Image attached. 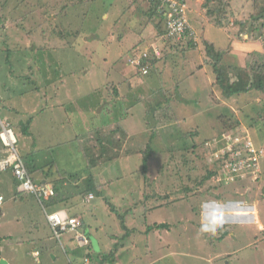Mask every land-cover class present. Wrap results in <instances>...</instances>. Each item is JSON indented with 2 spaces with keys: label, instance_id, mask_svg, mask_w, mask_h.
Wrapping results in <instances>:
<instances>
[{
  "label": "rangeland",
  "instance_id": "obj_1",
  "mask_svg": "<svg viewBox=\"0 0 264 264\" xmlns=\"http://www.w3.org/2000/svg\"><path fill=\"white\" fill-rule=\"evenodd\" d=\"M186 1L188 4L186 9H188L189 18L196 33L195 41L198 42L197 46L188 47L186 46V42H184L185 44H180L175 40H171L167 42L162 52L159 47H156L157 45L151 44L152 42L158 43V31L163 29V21L144 14L145 9L148 8L149 2L147 0L130 1L131 6L136 2L140 8L135 6L130 7L122 18L125 24L128 13L135 10V13H132L135 14L136 20L142 17L141 25L144 28L141 25L137 26V28L133 29L136 31L134 34L143 29L147 30L150 28V30L147 32V37L141 42V47H139L141 49L140 53L137 55H131V52L121 54L119 62L122 65H127L126 69L129 73L131 70L136 69L135 66H132L134 64L131 63V60L141 61V58L145 56L149 59L153 57L158 59L162 56L160 61L163 63V66L168 67V76L172 73L174 76L170 77L168 81L165 80L167 77H162V80H159L158 83L155 82L153 87L145 85V92L149 93L150 90L154 91L157 88L163 87L159 89L160 94H170L173 100H176L178 98L174 97L172 91L176 89L177 93L174 94L177 96L181 95V91L185 97L183 99L186 103L184 108H188L189 113L185 111L184 117L182 114L183 108H181L180 103H178V106L169 103L166 104L164 109L162 107L160 114L163 116L158 114V117L163 120H160L161 123L152 128L155 129L152 133L163 135V140L161 141L157 137L158 140H155L151 145L146 140L149 130L144 129L142 120H139L140 124L133 129L136 131L134 133V140L141 142V145L136 147V151L141 150L142 152L151 153L147 161L148 170L145 172L142 169V172H140L142 174V182L140 181L138 184H141L139 189L140 199L143 200L144 197L152 198L150 206L153 209H150V212L147 214L142 212L144 209H141L139 221L130 222V226L137 228L138 232L135 235L132 234V238H127L120 242L117 254L115 253L111 261H107L108 264H264V158L262 159L263 172L258 180L247 176L242 178V174L239 172L238 176L233 177L231 175L228 180L225 179L226 182H220L224 171L222 162L218 160L220 153L234 148V140L241 144L252 143L254 148L257 146L264 151V93L252 90L248 96L242 94L238 98L225 101L222 98L221 91H217L219 90L217 71L212 65L213 60L207 57L205 44V39H211L226 50L224 51L225 55L221 67H224L222 70L226 75H229L231 82H243L244 85L249 87L247 83L249 80L254 79V77V82L259 77L264 79V23L263 21L258 22V24L251 22L254 16L262 12L263 6L261 1L257 3L256 0H230V5L234 10L231 15H228L229 26L231 27V33L228 32V34L231 35L230 37L233 36L234 42L242 45L238 46V50L234 48V45L232 46V50H229V41H227L225 35L217 32L213 38L212 33L208 32V29L206 30L207 21L209 22L210 19L207 17V13L205 14L201 11L202 9L200 10V6L203 9L205 7L208 8L206 5L207 0ZM221 1L217 0L215 3L217 4ZM2 2L7 5L14 3L12 6L14 11L9 13V19L5 21L7 29L4 30V22L0 28L1 92L5 93L6 90L20 91L23 88L21 77L34 73L37 74L39 71L43 73L45 68H41L40 65L43 61L47 62L50 55L52 59L58 60L59 63L63 62L62 65H59L63 71H74V76L80 78L78 83L80 91L87 92L91 87L92 83H88L90 76H85L89 69H91V78L95 81V86L102 87L101 66L98 68L96 65H89V61L100 59L107 50L102 43L104 40L101 39L102 37L97 32L98 27H101V34L105 33L104 35L108 34V36H112L113 34L114 38L120 36V33L117 34L116 31L119 28L118 21L114 20L112 16V12H117L119 7L114 9L108 8L105 7V4L103 5V3L97 1L93 5L94 11H91L85 20L84 16L88 15L90 9L89 2L91 0H10L7 2L2 0ZM62 8H66V11L63 12ZM28 9L35 11L28 13ZM107 9L109 15L105 13ZM15 10H18V14L16 15H14ZM41 10L49 20L47 24H45L46 18L42 15ZM102 11L107 15L104 14V22L98 19ZM66 12L68 13L66 14ZM43 17L44 19H42ZM18 18L19 22H17ZM22 18L25 22L22 21ZM44 20L45 23H43ZM237 21H243V23L248 24L246 28H241ZM49 22L50 28L39 30V27H45L44 25H48ZM253 31L258 32L255 34L249 33ZM245 32L249 33V35L245 34ZM54 38L59 40V45L54 44L56 43ZM127 40L125 44L122 43L121 45H130L134 42L135 36L131 35ZM197 47L201 49L199 51L189 50ZM8 50L12 51L9 52V57H7ZM184 51H186V68H194L191 71L187 70L186 75L188 76V72L189 74H196V66V68H206L205 71L208 72L211 78L210 80L208 77L212 84L211 88L210 83L203 81L201 75L204 74L199 73L200 81L203 82L199 84V91L191 94L188 80L184 85L179 87L181 90L178 89L180 85V79L177 77L179 76L178 68L184 64L182 62V59L185 58L183 57ZM169 52L171 53L169 54ZM80 56H84L85 59ZM198 56L200 57V61L197 58ZM201 57L205 65L202 64ZM59 58L62 59L59 60ZM50 68H52L51 71L61 74L59 70L54 69L55 66ZM225 68L228 70L227 72H225ZM118 69L121 68L119 66L117 69L115 68L113 74L117 73ZM51 71L48 67V72L52 73ZM111 81L118 87L119 95L121 97L127 96L126 99H128V95L131 92L129 93V81L126 76L124 74L123 76H114L111 78ZM137 96H140V93ZM173 110H175V114ZM77 112L81 114L84 111L79 109ZM137 113V111H133L126 120V124ZM199 113L201 114L198 115ZM188 116L193 119L194 123H187L186 117ZM147 117L151 126L153 116L149 113ZM176 117L181 118V123L186 122V126L183 124L175 126L171 138L167 141L165 139L167 130L157 131V129L161 125L167 127L168 123L166 122L170 123ZM99 118L101 117L97 119L96 116L95 118L92 117L88 122L90 123L94 120L96 122L90 123L87 127H79L84 129L79 134L81 135L79 140L82 151L73 136L71 138L65 134L55 136V143L57 144L50 149V147L47 148L44 145L50 136L46 133L42 136L39 134L40 143L36 141L37 146L31 148L32 155L28 156L29 160L37 158V156L42 157L44 165H46L43 168H47L52 173H55L56 170L64 171L62 175L68 177H65V180L68 182H74L70 179L72 177H77L76 180H78L80 176H84L88 172L90 174L93 171L99 172L98 180L100 182L104 173L103 178H107L108 180L114 179L113 176H115L116 170L112 165L113 163H117L114 158H117V155H120L121 151H123L122 147L118 146L117 148L116 145L120 141V133L118 128L109 129L106 132L103 131L99 126ZM156 121L158 123V120ZM174 123L175 121H173L172 125ZM181 127L185 129L183 135L179 129ZM66 129H68L66 126L58 128L57 133L59 131L64 133ZM103 129L106 130V127ZM32 131L38 135L37 126ZM237 131L244 133L242 137L237 134ZM186 134H189L190 137L188 135L186 138ZM192 136H194V140L200 147L194 154L195 162L191 164L187 163L185 169L182 162L176 163L173 161V159H176L174 154L177 156V151H182V148H184ZM224 139H226V142L223 141ZM29 143L30 140L22 143V145ZM229 144L230 146H228ZM167 146L169 152L166 150V154H164V148ZM126 148L129 149L130 147L126 146ZM244 152L247 151L245 150ZM21 155H24L22 148ZM186 156L189 158V155L186 154ZM100 157L101 160H99ZM191 158L192 154L189 159ZM42 159L37 158L38 165H41L39 164V160ZM144 160L143 155L141 160L137 162L126 163V167H128V170L129 166L131 167L130 170L140 168ZM196 164L198 166L201 165L195 170L197 173L193 171ZM215 165L216 168H214ZM211 167L214 168L213 170H217L216 177L214 176L211 180H206L201 188H186L189 185L186 174H190L191 176L197 174L203 178V174L206 176ZM125 174L127 175V173ZM179 174L184 176L183 180H181ZM128 181H131V179ZM110 189V185H105L99 191L107 194ZM116 189L118 191L116 194H118L119 198H121V194L128 197V194L133 193L132 183H124L117 186L115 191ZM187 189H190V191H186ZM197 190L199 191L196 192ZM19 195L22 194L19 193ZM95 195L97 198L92 202V205L101 203L102 207H105L100 196L97 193ZM158 197L163 198L164 200L160 201L164 202L157 201L158 199L156 200V198ZM54 199L56 197L45 199V202ZM128 200H130L129 197ZM110 204L118 206L121 203L114 197ZM175 206L176 208H174ZM119 210L122 213H126L125 209ZM108 211L100 209L98 214L99 220L102 222V232L104 235L107 232L104 227L106 224L108 232L112 233V231H115L113 222L105 216ZM16 214L17 212H14V216ZM23 214L25 215L26 211ZM14 216L8 214L4 218L0 217V245L5 243L4 240L7 234L16 229L23 227L30 228L31 226L30 220L27 219L28 216H24L21 224L15 222L17 219ZM144 217L148 218V222H144ZM79 219L82 221L81 218ZM133 220L135 219L133 218ZM162 223L169 224L170 229H153V233L151 232L148 236V239L151 240H146L147 238L145 239V236H143L146 228ZM205 224L210 226L216 225L215 230L202 231V225ZM70 233H75L76 241L77 236H84L83 233ZM26 235L28 234H24V236ZM62 236L63 234L60 235V239H62ZM118 236L119 238L122 237L123 233L119 232ZM221 236L224 237L222 241L218 240ZM24 245L28 244L24 243ZM84 245L82 244L81 246ZM35 246L36 248H48L45 242H36ZM94 248L97 250L96 245H94ZM24 249L23 247L17 248L19 258L23 262L21 254ZM73 250L79 255L87 252L86 247H79L77 243L74 245ZM86 257L87 254L83 255V257L81 256L78 264H92V260L86 259ZM31 259H29V262ZM70 260L71 263L68 264H73V260L71 258ZM54 261L51 257V259H46L44 264H53ZM94 261L93 264H101L100 260ZM65 262L66 257L59 255V260L56 264H63ZM32 263L39 264L41 262L32 261Z\"/></svg>",
  "mask_w": 264,
  "mask_h": 264
},
{
  "label": "crops",
  "instance_id": "obj_2",
  "mask_svg": "<svg viewBox=\"0 0 264 264\" xmlns=\"http://www.w3.org/2000/svg\"><path fill=\"white\" fill-rule=\"evenodd\" d=\"M7 1L10 0H5V2ZM130 1L132 0H126L124 2L125 3L124 8L129 6L130 9V7L136 6L138 4L134 2L131 6ZM3 3L4 2L0 0V7H1L0 27L3 25L4 22L5 24L4 30H5L7 29L6 28L7 25L5 21L9 19L8 18L9 13L13 12L14 9L12 8L13 4L7 5L6 3L5 4ZM138 6L139 5H137L136 7ZM151 10L152 9H150V4L148 3V8L145 9L144 14H149ZM200 10L206 14L208 9L207 10L206 8L203 9L202 6H200ZM34 11L35 10L28 9L27 12L32 13ZM126 12L127 11L122 12L120 8L118 9L117 12H112L113 14L112 16L114 17V20L118 21L119 28L116 31L117 34L120 33V36L118 38H114L112 34V36H110L108 40L102 41V43L107 49L105 54L100 59L97 60L92 59L89 61V65H96L98 68L101 66L100 68L101 76H102L101 88H99V86H95L94 84L95 81L91 78V69H89L86 72L85 76L86 77L90 76V78L88 79V83L90 84L92 83L91 87L87 92L80 91L78 85L80 78L78 76H74L75 73L74 71L71 70L63 71L62 67H59V65H62L63 62L59 63L58 60L52 59L50 55L47 59L48 61L47 62L43 61V63L40 65L41 68H45L43 70V73L39 71L37 74L34 73V74H30L29 76L26 75L25 77H21L23 88L20 91L6 90L5 93L0 91V119L3 122H10L14 126L16 135L19 140L17 146L19 150V154L21 158L23 157L24 159H27V162L29 163L28 170L31 176L34 178L36 182H39L41 184L53 185L57 192L56 199L49 200L48 202H45V200H39L34 195L31 194L21 193L22 195H19L20 192L18 191L17 182L15 177L13 176L12 169L8 168L6 171L0 172V195H3L6 200L3 207L0 209V214H1L0 217L4 218L8 214H12L14 216V212H17V214L14 216L17 219L15 220L17 224L22 223V221L24 220L23 219L24 216H28L27 219L30 220L31 222L30 228L23 227L21 229H16L11 233L7 234V237L4 240L5 243L0 245V253H1L0 260L6 261L7 264H33L32 261H40L41 263L39 264H44V262H46V259L49 258L51 259V257L55 260L53 264H56L57 261L59 260V255L66 257V262L63 264L71 263L70 258L73 260V264H78L80 262L78 260H75L73 256L77 254L73 250L74 245L77 242L76 236L74 235L75 233L72 234L70 232H64L62 239H60L56 234V230L52 227V225H50L51 223H49L47 215L55 212L66 214L70 218H81L82 221L85 222L84 225L87 224L88 226H91L93 235L97 236L100 239L101 245H104L106 247L111 246L115 250V253L117 254V250L120 247L119 245L121 242V237L119 238L118 236L116 240L110 239L111 237L108 235V230H106L107 232L104 235V233L102 232V227H103L102 222L99 220L100 217L98 216V214L100 212V209H108L106 203L108 202V200L112 202L114 197L121 203L118 206L114 205V207H116L118 210L125 209L126 196L121 194V198H119L118 194H116V192L118 191H114L113 193H111V191L109 190L107 194H104L102 193V191L100 192L99 189L104 188L105 185L111 186L112 184H114V182L118 181L119 178H122L121 176H126L125 173L130 174L135 169L134 168L130 170L131 167L129 166V170H128V167H126V163H130L132 161L137 162L141 160L143 155L144 158L149 156V152H142L141 150L136 151L137 149L136 147L140 146L141 142L134 140V133L136 131H134L133 129L138 127V125L140 124V122H138L139 120H142L144 129L149 130L150 136L148 135V138H146V140L148 141V144L151 145V143H153L155 140H158L159 138L161 139V141L163 140L161 138L163 137V135L161 134L155 135L154 133H152V131L155 130L152 128L155 127L157 124L161 123L160 120H163L162 118L158 117V114L162 115L160 114V109L162 107L164 109L166 104L169 103H171V105L178 106V103H180L181 108H183L182 114L184 115V117L186 114L185 111L189 113L188 108H184V106H186V103L183 100L185 97L183 96L181 91H180L181 95L179 96L174 94V90L176 89L172 91L174 97L178 98L176 100H173V97L170 94H160L159 89L163 87L157 88L154 91L150 90L149 93L145 92L146 91L144 88L145 85H147V87L148 86L153 87L155 82L158 83L159 80H162L161 79L162 77L163 78L167 77L165 80L168 81L170 77L174 76L173 73L170 76H168L167 74L168 67L163 66V63L160 61L162 56L161 58L158 59L156 57L150 59L152 61V64L150 65V69L147 74H141L137 69H133L128 73L126 69L127 65H122V63L119 62V60L121 59L120 58L121 54L129 53L128 52L129 50L136 51L137 48L140 47L141 45L140 43L144 40V38L147 37V32L150 30V28H148L147 30L143 29L142 31H138L136 34H134L136 31L133 29L137 28V26L142 24V17L136 20L135 14H133L135 13L134 10L132 11L133 13L132 12L128 13V15L126 16L127 21L124 24L122 18L124 17ZM41 13L44 16V12L42 10ZM16 14H18V10H15L14 15ZM44 17L42 19H44ZM22 21L25 22L23 18ZM48 21L49 20L46 18V23L45 20L43 23L47 24ZM17 22H19V18ZM44 26L45 27H39V30H41L42 28L43 30H47L46 28H50V22L48 25H44ZM142 27L144 28V26ZM207 29L208 32L212 33L213 38L215 37V34L217 32L221 33L222 35H225L227 41H229V46H228L229 50H232L233 45L234 48L237 50L239 48L238 46L242 45L239 44L238 42H234L233 36L232 37L228 36V33L224 29L217 28L215 25L210 24L208 21H207L206 30ZM131 35L135 36L134 42L131 43L130 45H125V46L121 45L122 43L125 44V41H128L127 39ZM217 35L219 36V34ZM227 36L229 37V39ZM106 37H108V34L106 35ZM77 39L79 40V38ZM193 40H194L193 43H195L194 46H197L198 42H196L195 39ZM205 40H207V42L212 43V45H214L216 49H223L214 40L211 39H205ZM54 41H56V43H54L55 45H59L58 39L54 38ZM157 41L158 43L152 42L151 44L157 45L156 47H159V49L163 52L165 45L167 44V42H170L171 40L166 39V37L158 33ZM175 41H177L180 44L186 42V46L190 47L189 43L186 40L184 41L175 40ZM134 48L136 49L133 50ZM200 49L201 48L197 47L189 50L199 51ZM186 51H188V49H186ZM186 51L183 52V57L186 56ZM170 53L171 52H169V54ZM80 57L85 59L84 56H80ZM197 58L200 61V57L198 56ZM60 59L62 58H59V60ZM185 59L186 57L182 59V62L184 64L178 68L179 76L177 77H179L180 79V85L178 86V89L181 90L179 87H181V85H184L188 80V84L191 89V94H194L197 91H199V86H200L199 84L203 83L202 81H200L199 73L204 74L201 75L204 82L210 83L209 79L211 80V78L208 75V72L205 71L206 68L204 67L196 68L197 66L195 67V71H197V73L189 74L188 72V76H187L186 71L187 70L191 71V69L193 70L194 68L191 67L186 68ZM201 61H202V57H201ZM202 64L205 65L203 61ZM53 66H55L54 69L59 70L61 74L51 71L52 68L50 67ZM118 66L121 69H118L119 71L113 74V70L115 68L117 69ZM48 67L52 73L48 72ZM41 68L39 69L41 70ZM123 74L126 76L127 80L129 81V93L131 92V94L128 95L129 96L128 99H126L127 96L121 97L119 95L118 87H116L112 83L113 81H111L112 77L114 76L118 77L119 75L123 76ZM43 75L45 76L42 77ZM136 75H138V77H136ZM211 87L212 84L210 83V88ZM143 89L144 91H142ZM138 93H140V96H137ZM129 101L130 103L128 104ZM68 108H70V110H68ZM79 109L83 110L84 112L81 114L78 113L77 110ZM133 111H137L138 112L137 115H135L133 119H130L129 122L126 124V120L129 118V116ZM149 113H151L153 116L151 126H150V121H148V117H147V114ZM173 113L175 114V110H173ZM200 114L201 113H199L198 115ZM95 116L96 119L98 117H101L99 118L98 122L100 128L103 131L106 132L109 129L112 130L114 128L115 129L118 128V131L120 133V139H119L120 141H118L116 145L117 148L118 146L122 147L123 151H121L120 155H117V158L114 159L115 162L117 163H113L114 166L112 165V167L115 168V170L118 172L117 173L115 171V176H113L114 179L108 180L107 178H103V176L105 175L104 173L102 175L100 182L98 180L99 172L91 171L92 173L89 174L88 172L84 176H80L78 180H76L77 177H72L70 179L74 182H68L67 180H65V177L66 178L68 177L62 175L64 171L56 170L55 173H52V171H48L47 168L46 169L43 168L46 165H44L45 163L43 162L42 157L37 156V158L42 159L39 160V164L41 165L37 164V158H32L31 160H29L30 158L28 156L32 155L31 148H35L37 146L36 141L40 143L38 138L39 134L40 136H42L43 134L46 133L48 136H50V138H48L46 143L44 144L47 148L50 147V149L57 144L55 143V136H58L60 134H65L70 138L73 136L74 139L77 141L74 142H76L77 145H80L81 147L79 140V137L81 135L79 134L82 131H84V129H81L79 127L80 126L87 127L89 126L90 123L93 124L94 122H96V120L90 123L88 122L89 119H91L92 117L95 118ZM155 119L158 120V123ZM180 119L181 118L178 117L174 118L173 120L175 121L174 125H172L173 121L170 123L166 122L168 123L167 127L161 125L160 127H158L157 131L167 130V133L170 132L173 133L174 131L173 128L175 126H180L181 124L186 126V122L181 123ZM186 119L188 124L190 122L194 123L191 117L188 116L186 117ZM36 126L38 127V135L36 133L34 134L32 131V129ZM63 126H66L68 129H66L64 133L60 131L59 133H57L58 128L60 129ZM104 127H106V130L103 129ZM170 129L172 131H169ZM29 140H30L29 144L22 145V143ZM33 140H35V142H33ZM126 146L130 148L127 149ZM21 148L23 150V154H24L23 156L21 155ZM132 149H135L133 150L134 152L128 153V150H132ZM80 150L82 151V147ZM166 150L167 149L164 148V154H166ZM7 154H8L7 150H5L0 144V159L7 157ZM187 158L186 161H188V163L190 164V159L188 160ZM99 160H101V157L99 158ZM178 161L180 162V159H178ZM42 169L44 172L42 171ZM92 184L94 185L95 189L92 190L90 193H88L90 189L89 187H91ZM94 192H96L100 196L101 200H103L105 207H102L101 203L92 205V202L97 198ZM84 194L86 198H84ZM89 195H93L94 197L90 201L88 200ZM174 208H176V206ZM24 211H26L25 215L23 214ZM106 226L107 224L104 225V227ZM151 232L153 233V230ZM26 233L28 235L24 236V234ZM150 233L149 234L144 233L145 239L147 238L146 240H149L148 236L150 235ZM102 235L104 236L102 237ZM168 238L169 236L166 239L167 241ZM36 242H42V243L45 242L46 245H48V248H36L35 246ZM24 243L28 245L25 246ZM20 247L25 248L21 254L22 255L21 257L23 258L24 262L19 258V254L17 251V248ZM135 250L137 249L135 248ZM45 251H47V253H45ZM86 254L88 255V252L83 253V255ZM29 257H31L32 259ZM79 258H81V256ZM29 259H31L30 262ZM93 259L95 258L93 257Z\"/></svg>",
  "mask_w": 264,
  "mask_h": 264
},
{
  "label": "trees",
  "instance_id": "obj_3",
  "mask_svg": "<svg viewBox=\"0 0 264 264\" xmlns=\"http://www.w3.org/2000/svg\"><path fill=\"white\" fill-rule=\"evenodd\" d=\"M97 1H100L101 3H103V5L105 4V7H108V8L114 9V8H118L119 7L120 10H122V12L127 11L129 9V6L124 8V4H125L124 2L126 0H91V2H89L90 3V6H89L90 9L88 11V15L84 16L85 20L88 18L89 13L91 11H94L93 5ZM147 1L150 4V9H152L151 12L148 15H150L151 17H154L155 19H160L161 21H163V29L161 31H158V33L160 35H163L164 37H166V39H169V40H180V41L186 40L189 43L190 47H193L195 45V43H193V41H194L193 39L194 38H191L189 36V31H187L183 35V37L180 38V39L178 37H169L168 36V31H167V24H166L167 17L165 15V12H163L162 11L163 9L161 8V2L163 0H156V1L147 0ZM216 1L217 0H207V3H206L208 8H206V7L205 8H206V10L208 9L207 10V17L210 19L209 23L215 25L217 28L224 29L227 33L228 32L231 33V27L229 26L228 15H231V13H233L234 9H232V7L230 5V0H222L221 1L222 3L218 2L217 4L215 3ZM256 1H257V3L261 1L262 6H263V10L258 15L254 16L252 18L251 22H253V24H258V22H262L263 21V23H264V2H263L264 0H256ZM185 4L188 7L187 1L185 2ZM13 5H14V3H13ZM153 5H154V8H153ZM138 8H140V7L138 6ZM62 11L65 12L66 8H64V9L62 8ZM67 13L68 12H66V14ZM105 13L109 14L108 9L106 10ZM105 13H104V11H102V13L99 15L98 19L102 20L104 22V14ZM186 16H187V19L189 21V24L193 28V25L191 23L189 15H188V9L186 11ZM238 24H239V26L241 28L242 27L246 28V25L248 23H243V21H240V22H238ZM100 29H101V27H98L97 32L102 37L101 39L105 40V41L108 40L110 35L108 37H106V35H104L105 33H103V34L100 33ZM257 32L258 31H253V32H249V33L250 34H255ZM89 33H91V32H89ZM249 33L245 32V34H247V35H249ZM79 35H81V34L79 33ZM79 35H77V36H79ZM228 36H231V35L228 34ZM205 41H206L205 44H206L207 57L209 59L213 60L212 65L215 68V70L217 71V76H218L217 85H218V89H219L217 91H219V92L221 91L222 98H224L225 101L226 100L229 101L230 99L238 98L242 94H244L245 96H248L249 92L252 91V90L262 91L264 93V79L262 77H259L258 80H256L255 82H254L255 77H254V79L249 80V82L247 83V84H249V87L247 85H244L243 82H240V83L231 82V80L229 79V75H226V73H224V71L222 70V69H224V67H221V63H222V61L224 59V55H225L224 51H226V50H224V49H216L215 46L212 45V43L207 42V40H205ZM140 44H142V43H140ZM140 47H141V45H140ZM140 51H141V49L137 48L136 51H130L129 50L128 52L129 53L131 52V55H137L138 53H140ZM9 52H12V51L11 50L7 51V57L10 56ZM151 64H152V61L147 57V58H141V63L139 65H135L134 64L133 66H135L136 69L141 74H145L144 70H147V73H148ZM242 68H244V67H242ZM227 71L228 70L225 68V72H227ZM237 71H240V70H237ZM174 93H177V91L174 90ZM117 94H118V92H117ZM68 110H70V108H68ZM10 126H11L12 129L15 130L14 126L11 123H10ZM26 128H27V126H26ZM179 129L181 130V134L183 135L184 129L182 127L179 128ZM169 131H172V130L170 129ZM0 133H1V128H0ZM171 134H172L171 132L165 134V139H167V141H169V139L171 138ZM237 134L240 137H242V135L244 133L242 131H237ZM188 135L189 134H186V138L188 137ZM189 137H190V135H189ZM161 138L163 139V137H161ZM223 141L226 142V139H224ZM234 143L237 144L238 141L234 140ZM0 144L6 150V147L4 146L3 142H1V139H0ZM235 146H238V145H235ZM199 147H200V145L194 140V136H192L190 138V140H188V142L184 146V148H182L183 150L182 151L181 150L177 151V156L174 154L176 159H173V161L178 163L179 162L178 159H180V162H182L183 167H185V169H186V164L188 163V161H186V158L188 157V156H186V154L189 155V158L191 157V154H192V158L190 159V164L192 162H195L194 154L196 153V150L199 149ZM257 148H259V147H257ZM166 149L169 152L168 146L166 147ZM171 150H172V148H171ZM109 152H110V149H109ZM129 152H134V151L133 150H128V153ZM172 153H174V152H172ZM150 156H151V154L149 153V156L145 157L144 163H143V165L140 168L138 167L137 169L132 171L130 174H127L126 176H121L122 178H119L118 181L114 182V184L111 185L110 191H111V193H113L117 186L123 185L124 183H132V185H133L132 192H134V193H130V195H128L130 200H128V197H125V200H126L125 201V212L126 213H122L120 210H118L116 207H114L113 204H110L109 200L106 203V205H108V209H106V210H109V211L106 212L105 216L110 221L113 222V225L115 227V231H112V233L108 232V235L111 237L110 239H112V240H116V238H118V233L119 232H122L123 235H124V236L121 237V242L123 240H126L127 238H132L131 237L132 234L135 235L138 232V229L135 228V227H131L129 225L130 222L131 221H137V220L139 221V218L141 216V211H142L141 209H144L142 212H144L145 214L150 212V209H153V207L150 206V202L152 201V198H150V197L145 198L144 197L143 200L140 199L141 197L139 196L140 195L139 189L141 187V184H138V183H140V181L142 182V174L140 173V172H142V169L145 172L148 170L147 161L150 158ZM178 156H180V157H178ZM225 156H228V155H225ZM225 156L222 153H220V158L218 160L221 161L223 159V157L225 158ZM189 158H187V159L189 160ZM22 161L24 162V164H25V166H26V168L28 170L29 163L27 162V159H24L22 157ZM200 166L201 165L198 166L196 164V167H195V169L193 171L198 169V167H200ZM214 168H216V165L214 166ZM214 168L211 167L209 169V171H208V174L206 176H204V174H203V178L198 176L197 174L194 175V176H191L190 174H186V177L188 176L187 179L189 181V185L186 188H190V189H192V187L201 188L203 183L206 180H211V178H213L214 176L217 175V170H213ZM195 172L197 173V171H195ZM180 176H181V180H183L184 176H182V175H180ZM130 179H131V181H128ZM88 186H89V184H88ZM89 188L90 189H89L88 193H90L92 190L95 189L93 184ZM190 189H187L186 191H188V190L190 191ZM116 191H117V189H116ZM198 191L199 190H197L196 192H198ZM95 193L96 192H94V194ZM84 198H86L85 194H84ZM111 198H113V197H111ZM166 198L168 199V197H166ZM156 200L159 201V202H164V201H160V200H164L163 198H159L158 197V198H156ZM133 218L135 220H133ZM143 219H144V222H148V218L147 217H144ZM145 219H147V220H145ZM82 222H83V224H82V227H81L80 231L82 230L81 232L83 233V235L87 239V245L86 246H81L78 242H76V243L79 244V247H82V248L86 247V250L88 252V255H87L86 259L92 260L93 257L95 258V259H93L91 261L92 264H93V262H95L94 260H100L101 264H103V263L108 264L107 261L108 260L111 261L114 258L115 250L110 245H108L110 247H106L104 245H101L100 239L97 236L93 235V232L91 230V226H88L87 224L84 225L85 222L84 221H82ZM105 228L107 230V226ZM153 229L169 230L170 229V225L167 224V223H165V224H163V223L162 224H154V226H150V227L146 228V230L143 232V236H144V233L149 234ZM223 236L218 238V240L222 241L224 239ZM94 245L97 246V250H95ZM82 255L75 254L74 255L75 260H79L80 259L79 257L82 256ZM0 257H1V253H0Z\"/></svg>",
  "mask_w": 264,
  "mask_h": 264
},
{
  "label": "built area",
  "instance_id": "obj_4",
  "mask_svg": "<svg viewBox=\"0 0 264 264\" xmlns=\"http://www.w3.org/2000/svg\"><path fill=\"white\" fill-rule=\"evenodd\" d=\"M185 2V0H163L161 2L162 11L165 12L167 17L166 24L169 37H178L180 39L187 31H189V36L194 39L196 38L195 30L189 24L186 16L187 6ZM143 58L147 57L145 56ZM131 63L139 65L141 61L131 60ZM144 73L146 74L147 70H144ZM0 124L3 129L0 135L1 140L10 152V157L7 160L0 162V170L14 164L13 174L19 183V189L21 192L31 193L39 199L54 197L56 192L53 185H37L32 181L16 148L17 140L10 125L3 123L1 120ZM228 146H230V144ZM233 147V149H229V151L222 153L224 156H228H225V158L223 157L221 160L224 174L220 182H226L225 179L228 180L231 175L233 177L238 176L239 172L242 174V178L247 176L255 180L259 179L262 173V159L264 158V151L257 147L254 148L252 143L241 144L238 142L237 144L234 143ZM245 150L247 152H244ZM90 199H93V195H91L88 200ZM3 201L4 198L0 197V206ZM49 221L52 227L56 230L58 237H60L62 232L67 230L77 232L78 228L82 226L79 219H68L61 213L50 215ZM77 242L80 245H87V239L85 236H77Z\"/></svg>",
  "mask_w": 264,
  "mask_h": 264
},
{
  "label": "clouds",
  "instance_id": "obj_5",
  "mask_svg": "<svg viewBox=\"0 0 264 264\" xmlns=\"http://www.w3.org/2000/svg\"><path fill=\"white\" fill-rule=\"evenodd\" d=\"M153 1H156V0H153ZM186 1V0H185ZM1 120V119H0ZM2 121V120H1ZM3 122V121H2ZM3 123H5V124H8V125H10V122H3ZM11 127V126H10ZM0 128H1V133H2V131H3V129H2V125L0 124ZM12 129V128H11ZM12 131H13V134H14V136H15V138H16V140H17V143H16V148H17V146H18V143H19V140H18V137H17V135H16V132H15V130L14 129H12ZM1 133H0V135H1ZM0 139H1V137H0ZM1 142H3L2 140H1ZM6 150H7V157H5V158H3V159H0V162L1 161H3V160H7L9 157H10V152L8 151V149L6 148ZM20 155V154H19ZM21 157V156H20ZM8 168H11L12 169V173H13V169H14V164L12 165V166H8V167H5L4 169H2V170H0V172H4V171H6ZM27 169V168H26ZM28 171V174L30 175V177H31V179H32V181L35 183V184H37V185H40L41 183H39V182H36L35 180H34V178L31 176V174H30V172H29V170H27ZM262 172H263V168H262ZM261 175H262V173H261ZM13 176H14V174H13ZM261 177V176H260ZM259 177V178H260ZM16 179V178H15ZM258 180V179H257ZM16 182H17V186H18V191L20 192V193H23V194H31V193H28V192H21L20 191V189H19V183H18V181L16 180ZM42 185H50V184H42ZM54 187V186H53ZM55 188V187H54ZM55 192H56V190H55ZM31 195H33V194H31ZM56 195H57V192H56ZM56 195L54 196V197H56ZM91 196V195H90ZM89 196V197H90ZM0 197H3L4 198V201H3V203H2V205L0 206V209L3 207V205H4V203H5V197L3 196V195H0ZM36 197V196H35ZM37 198V197H36ZM52 198V197H51ZM94 198V197H93ZM37 199H39V198H37ZM48 199H50V198H48ZM89 199V198H88ZM39 200H45V199H39ZM90 200H92V199H90ZM89 200V201H90ZM52 214H60V212H55V213H51V214H48L47 215V218H48V221H49V216L50 215H52ZM63 215H65V217H67L68 219H72V218H70V217H68L66 214H63ZM76 219H79V218H76ZM80 220V219H79ZM81 221V220H80ZM49 223H50V221H49ZM81 224H82V221H81ZM51 225V224H50ZM215 227H216V225H212V226H210V225H207V224H205V225H202V231H214L215 230ZM80 229H81V227L80 228H78V231L76 232V233H82L81 231H80ZM65 232H74V231H69V230H67V231H65ZM64 232H62L61 233V235L63 234ZM60 238V237H59Z\"/></svg>",
  "mask_w": 264,
  "mask_h": 264
},
{
  "label": "water",
  "instance_id": "obj_6",
  "mask_svg": "<svg viewBox=\"0 0 264 264\" xmlns=\"http://www.w3.org/2000/svg\"><path fill=\"white\" fill-rule=\"evenodd\" d=\"M0 264H7V262L4 260H0Z\"/></svg>",
  "mask_w": 264,
  "mask_h": 264
}]
</instances>
